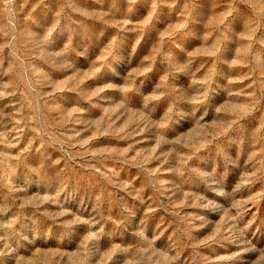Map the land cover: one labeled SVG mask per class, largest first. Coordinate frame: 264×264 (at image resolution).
I'll return each instance as SVG.
<instances>
[{
	"label": "rangeland",
	"instance_id": "1",
	"mask_svg": "<svg viewBox=\"0 0 264 264\" xmlns=\"http://www.w3.org/2000/svg\"><path fill=\"white\" fill-rule=\"evenodd\" d=\"M0 264H264V0H0Z\"/></svg>",
	"mask_w": 264,
	"mask_h": 264
}]
</instances>
